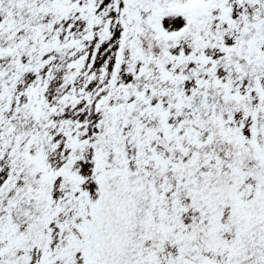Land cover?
<instances>
[{"label":"snow or ice","instance_id":"obj_1","mask_svg":"<svg viewBox=\"0 0 264 264\" xmlns=\"http://www.w3.org/2000/svg\"><path fill=\"white\" fill-rule=\"evenodd\" d=\"M0 264H264V0H0Z\"/></svg>","mask_w":264,"mask_h":264}]
</instances>
